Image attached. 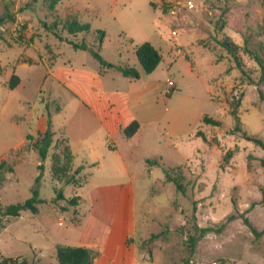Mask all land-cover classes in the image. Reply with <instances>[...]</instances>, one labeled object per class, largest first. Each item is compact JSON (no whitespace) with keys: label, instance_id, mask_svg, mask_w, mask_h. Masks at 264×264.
Wrapping results in <instances>:
<instances>
[{"label":"rangeland","instance_id":"obj_1","mask_svg":"<svg viewBox=\"0 0 264 264\" xmlns=\"http://www.w3.org/2000/svg\"><path fill=\"white\" fill-rule=\"evenodd\" d=\"M51 1L0 0V17L7 18L0 25V83L5 76L8 84L12 74L24 80L23 90L0 88V106L9 97V112L25 119L31 115L33 126L50 118L52 130H47L55 132L46 159L29 156L23 163L8 162L16 170L7 174L10 181L5 176L0 189L1 207L23 203L41 174L43 202L36 222L43 231L30 225V215H23L24 221L18 223L10 219L14 224L2 235L1 250L12 249L16 252L8 255L16 253L40 264H56L49 247L61 229L56 218L66 210L71 216L75 207L55 199V190L61 189L66 199L76 193L87 195L88 188L67 186L64 179L55 181L51 174L53 157L64 161L63 132L73 147L81 139L80 123L70 118L88 117L62 81L68 80L76 91L84 89L107 112L104 95L90 90L95 81L92 70L99 63L90 52L74 50L47 32L46 22L55 23L54 31L62 38L84 41L96 50V31H104L100 54L107 63L133 67L131 52L144 42L162 56L157 68L141 81L149 83L148 118H167V122L164 130L155 122L144 127L143 148L148 157L160 155L161 162L136 187L137 232L131 244L138 257L148 264H264V169L260 163L264 150L244 140L241 133L229 134L236 116L242 132L264 142V72L254 59L264 67V5L259 0H60L52 9ZM187 1L195 8L185 9ZM171 9L180 12L172 16ZM68 19L89 24L90 31L68 35L63 27ZM186 34L192 38L183 39V46L191 43L210 56V65L198 67L193 74L186 71L187 60L179 46ZM22 64L54 65L55 75L43 79L41 69H19ZM204 69L208 74L210 69V95L200 82ZM167 80L175 83L173 92ZM125 108L117 99L113 116L122 118ZM201 115L219 120L220 127L203 125ZM181 118L188 123L183 125ZM190 135L198 140L185 142ZM76 170L71 165L65 179L73 176L82 185L85 177ZM167 175L178 178L184 193L176 190ZM205 228L209 231L201 232ZM10 236L23 241L13 242Z\"/></svg>","mask_w":264,"mask_h":264},{"label":"crops","instance_id":"obj_2","mask_svg":"<svg viewBox=\"0 0 264 264\" xmlns=\"http://www.w3.org/2000/svg\"><path fill=\"white\" fill-rule=\"evenodd\" d=\"M190 37L192 38V36ZM190 37L187 34L181 36L179 46H182L181 54L187 60L186 71L193 74L198 67L210 65V56L207 51L191 43L183 46L182 40ZM131 53L132 66L139 72L138 79L126 78L116 69H106L100 65L92 70L95 81L93 84L90 83V90L104 95L106 113H104V106L84 89L76 91L68 80L62 81L63 88L79 99L80 112H85L88 116L70 118L71 121L76 119L78 124L80 123L82 136L76 147L71 146L67 135L63 132L66 146L72 157V166L79 169L80 177H85L81 189H88L85 198L78 196V193L75 194L78 199L75 208L72 209L71 216L66 215L69 210L59 212L56 222L61 229L57 230L56 241L49 244V247L54 250V253L58 244L85 247L95 253L92 264H148L138 257L133 243L131 244V239L137 232L136 187L138 182L151 175L153 166H157L161 162V158L158 154L148 157L143 148L142 137L145 134L144 127L149 122L157 123V127L164 130L167 118H148L150 115V108L147 105L149 83L148 81L141 82L145 73L136 59L134 49ZM137 65L139 68L135 67ZM18 68L41 69L43 79L46 76L55 75L54 65L50 67L46 64H22ZM206 71L204 69L205 74L200 82L203 90L210 95V69L209 74ZM18 79L17 86L11 91L23 90L24 80L20 76ZM6 82L7 79L4 76V83H0V88H8ZM175 89L176 85L173 91ZM114 93L120 96L115 97ZM117 99L122 100V104L126 106L122 118H116L112 114ZM10 102L8 97L1 102L0 106V120L3 125V128L0 129V162L23 163L29 156L37 160L39 153L30 147V144L35 143L39 136L46 132L47 121L49 119L51 123V119L42 118L38 120L36 126H33L34 121L31 115L25 119L18 117L13 111V113L8 111L7 107L10 108ZM202 118H200L201 121ZM26 122V126H23ZM132 122L138 123L139 127L132 137L127 138L124 129ZM180 122L184 125L188 123V120L181 118ZM50 130H52L51 126ZM27 136H32V140L29 141ZM194 140L198 139L194 138V135H190L185 139V142L192 143ZM75 157L79 159L77 162ZM148 160L152 162V166L146 163ZM14 163L13 166L16 170ZM120 174H122V178ZM7 180L10 181L8 175ZM23 215H30V225H37L36 231H43L38 228L36 222L40 217L39 211L35 214L25 211L19 217L10 219L14 223H18L24 221ZM10 219H5V227L0 230V253L2 255L4 252L8 257L24 258L23 255L16 253L8 255V252H16L12 249L9 251L2 249L6 253L1 250L2 235L14 224ZM59 220H64V222L60 224ZM10 238L13 242L23 241L18 236H10ZM31 249L37 250L39 247Z\"/></svg>","mask_w":264,"mask_h":264},{"label":"trees","instance_id":"obj_3","mask_svg":"<svg viewBox=\"0 0 264 264\" xmlns=\"http://www.w3.org/2000/svg\"><path fill=\"white\" fill-rule=\"evenodd\" d=\"M60 0H52L50 7L53 9L54 6L59 2ZM259 2L264 5V0H259ZM7 19L5 17H0V25L4 22V20ZM43 26L46 29L47 32L51 33L52 35H55L57 38H59L60 41H66L74 50H81V51H89L92 57L99 63V65L106 69L114 68L116 69L122 76L130 79H138L139 78V72L134 67L129 66H122V65H113L111 63H107L103 60L100 51H101V45L102 40L105 36V32L102 30H97L96 33L98 34V48L94 49L91 46H88L84 41L82 42H74L72 40H67L66 38H62L58 34L55 33L56 24L52 23V25H49L46 22H43ZM63 27L66 30L67 34L70 36H75L79 33H88L90 31V25L87 23H80L77 20H66L63 23ZM224 48L229 50V44L223 43L222 44ZM134 54L136 56V59L143 70L145 74L152 73L157 66L160 64L162 60L161 54L148 42H144L134 48ZM255 61L258 63V65L261 67L262 71L264 72V67L262 65L261 60L258 58H254ZM19 82L18 76L15 74H12L10 77L8 88L10 90L14 89ZM261 97V94H260ZM261 99L264 100L263 96ZM235 128L232 131H229V134L235 135L237 133H241V137L249 142H253L260 146L264 150V142L260 139L248 136L245 132L241 131V128L239 127V119L235 116ZM202 124L203 125H211L213 127H220L221 122L219 120L210 118L209 116L205 115L202 118ZM50 127V121L48 119L47 121V129ZM138 123L132 122L130 123L125 129L124 134L127 138L132 137L138 130ZM53 134L46 130V132L43 135H40L39 138L36 140L35 143L30 144V147L37 150L39 153V156L41 159H46L47 157V151L51 145ZM27 139L29 141L32 140V136H27ZM64 161H61L60 158L57 156L53 157V165L51 167V174L55 181H60L64 179V183L66 185L74 184L77 187H81L80 183L74 182L72 180L73 176H71L68 179H65V175L70 169L72 163V157L70 155V152L68 148L66 147L64 149ZM147 164L152 166V162L150 160L146 161ZM261 166L264 169V158L260 160ZM43 166H39V170H42ZM79 172V169L76 170ZM14 172V166L12 164H9L8 162H0V189L3 187L5 183V176L7 174H11ZM167 179H169L171 182L174 183L175 188L177 191L184 193V186L178 181L177 177L172 178L170 175L166 176ZM40 179L41 174H39L35 181L34 185L31 188V197L25 200L23 203H17V204H11L5 207H1L0 205V230L5 227V219L10 218H17L21 215L22 212L29 211L33 214H35L38 211V205L41 204L43 201L39 197V190H40ZM56 198L58 200H66L68 205L70 206H76V200L78 199V196H74L72 198L66 199L63 195V192L61 189L55 190ZM262 195L264 197V187L262 190ZM248 224L247 220L244 221ZM209 231V229H201V232ZM254 232V229H252ZM192 243L191 246L194 247V238H191ZM95 253L87 249L85 247H74V246H67V245H56L55 247V257L57 264H92L94 259ZM0 264H40L39 260H33L29 261L26 258L23 257H5L0 256Z\"/></svg>","mask_w":264,"mask_h":264},{"label":"built area","instance_id":"obj_4","mask_svg":"<svg viewBox=\"0 0 264 264\" xmlns=\"http://www.w3.org/2000/svg\"><path fill=\"white\" fill-rule=\"evenodd\" d=\"M184 8L187 10H192L194 9V4L191 1H187V3L184 5ZM178 12H180L178 9H171L170 10V14L172 16H176L178 14ZM173 35H175V32H173ZM167 86H168V90H172L175 87V84L172 80H167ZM169 92V91H168Z\"/></svg>","mask_w":264,"mask_h":264}]
</instances>
